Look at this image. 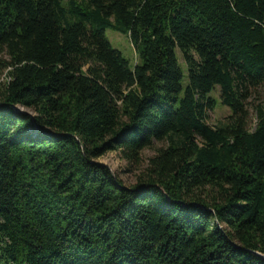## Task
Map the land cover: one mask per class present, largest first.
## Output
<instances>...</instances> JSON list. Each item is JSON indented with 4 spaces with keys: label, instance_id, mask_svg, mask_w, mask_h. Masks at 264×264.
Masks as SVG:
<instances>
[{
    "label": "trees",
    "instance_id": "obj_1",
    "mask_svg": "<svg viewBox=\"0 0 264 264\" xmlns=\"http://www.w3.org/2000/svg\"><path fill=\"white\" fill-rule=\"evenodd\" d=\"M2 71L0 264H264V0H0Z\"/></svg>",
    "mask_w": 264,
    "mask_h": 264
},
{
    "label": "rangeland",
    "instance_id": "obj_2",
    "mask_svg": "<svg viewBox=\"0 0 264 264\" xmlns=\"http://www.w3.org/2000/svg\"><path fill=\"white\" fill-rule=\"evenodd\" d=\"M104 34L113 48L120 51L125 58L130 60V62H134L135 54L131 44L124 35L108 28L105 29ZM175 54L182 70L180 84L183 87L187 81L186 67L182 64L179 52L177 50H175ZM4 74L5 71L0 72V81L5 77ZM218 95L219 91L217 88H215L212 91L211 96L218 99ZM263 100L264 91L261 87L252 89L249 96L246 98L244 105L248 111V130H252L255 124L256 119L254 115V107L258 103L263 102ZM22 110L29 111L27 109ZM229 113V109L226 106L217 103L212 110L206 111L205 122L213 127L219 122L224 121ZM165 144V141H153L150 146L143 148L139 152V159L136 162H128L125 160L121 157V154L118 150L107 151L97 157L96 161L108 167L112 174L121 181L122 185L129 186L142 176V173L145 171L148 165V159L156 153L159 147H163Z\"/></svg>",
    "mask_w": 264,
    "mask_h": 264
},
{
    "label": "water",
    "instance_id": "obj_3",
    "mask_svg": "<svg viewBox=\"0 0 264 264\" xmlns=\"http://www.w3.org/2000/svg\"><path fill=\"white\" fill-rule=\"evenodd\" d=\"M14 110H15L16 112L29 113V112L23 111L21 108H18V107H15ZM102 165H103V164H102Z\"/></svg>",
    "mask_w": 264,
    "mask_h": 264
}]
</instances>
